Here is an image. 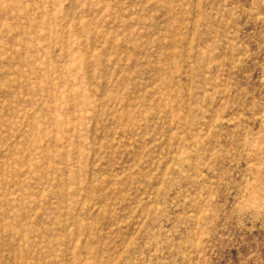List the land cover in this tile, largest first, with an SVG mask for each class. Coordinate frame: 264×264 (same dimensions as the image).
I'll return each instance as SVG.
<instances>
[{
  "label": "rangeland",
  "instance_id": "1",
  "mask_svg": "<svg viewBox=\"0 0 264 264\" xmlns=\"http://www.w3.org/2000/svg\"><path fill=\"white\" fill-rule=\"evenodd\" d=\"M0 264H264V0H0Z\"/></svg>",
  "mask_w": 264,
  "mask_h": 264
}]
</instances>
